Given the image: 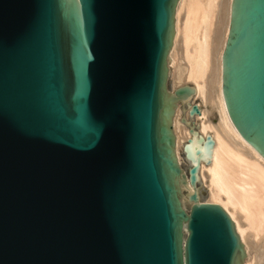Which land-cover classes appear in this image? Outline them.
<instances>
[{"label": "water", "instance_id": "water-1", "mask_svg": "<svg viewBox=\"0 0 264 264\" xmlns=\"http://www.w3.org/2000/svg\"><path fill=\"white\" fill-rule=\"evenodd\" d=\"M179 0H0V264H244L214 140L172 91ZM222 90L264 157V0H232ZM193 139L178 162L173 119Z\"/></svg>", "mask_w": 264, "mask_h": 264}, {"label": "bare ground", "instance_id": "bare-ground-1", "mask_svg": "<svg viewBox=\"0 0 264 264\" xmlns=\"http://www.w3.org/2000/svg\"><path fill=\"white\" fill-rule=\"evenodd\" d=\"M232 0H179L175 36L169 53L172 91L192 85L197 93L191 103L200 107L187 122L215 142L211 164L201 162L200 176L208 190L207 203L221 206L236 226L247 258L244 264H264V157L246 142L233 125L222 90V57L229 33ZM183 105L176 109L173 132L176 155L188 172L184 146L193 139L183 123ZM181 108V109H179ZM179 109V110H178ZM252 239L259 241L253 244Z\"/></svg>", "mask_w": 264, "mask_h": 264}, {"label": "rangeland", "instance_id": "rangeland-1", "mask_svg": "<svg viewBox=\"0 0 264 264\" xmlns=\"http://www.w3.org/2000/svg\"><path fill=\"white\" fill-rule=\"evenodd\" d=\"M171 76H172V75H171ZM172 80H173V77H171V81H172ZM172 82H173V81H172ZM179 109H181V108H179ZM179 109H178V110H179ZM203 185H204V184H203ZM204 187H205V186H204ZM205 188H206V187H205ZM206 190H207V188H206ZM207 191H208V190H207ZM208 201H209V197H208V199L206 200V202H208ZM250 240H251V239H250ZM254 241H259V240H256V239H255V240H254V239L251 240L252 243H253ZM253 244H258V242H257V243L254 242Z\"/></svg>", "mask_w": 264, "mask_h": 264}]
</instances>
